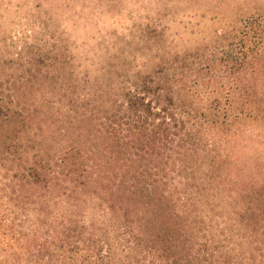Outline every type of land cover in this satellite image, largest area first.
<instances>
[{
  "label": "trees",
  "instance_id": "trees-1",
  "mask_svg": "<svg viewBox=\"0 0 264 264\" xmlns=\"http://www.w3.org/2000/svg\"><path fill=\"white\" fill-rule=\"evenodd\" d=\"M213 1L97 75L0 55V264H264V1Z\"/></svg>",
  "mask_w": 264,
  "mask_h": 264
},
{
  "label": "rangeland",
  "instance_id": "rangeland-1",
  "mask_svg": "<svg viewBox=\"0 0 264 264\" xmlns=\"http://www.w3.org/2000/svg\"><path fill=\"white\" fill-rule=\"evenodd\" d=\"M209 1L0 0V55L8 52L14 57L35 33L39 46L49 53V60L42 65L56 61L66 74L71 60L76 59L81 71L97 75L105 63L119 65L118 60L141 59L155 28L169 29L168 33L185 41L206 36L202 29L215 31L218 22L201 19L203 12L217 6ZM226 4L227 19H232L236 7L245 17V0ZM246 126L261 130L249 123Z\"/></svg>",
  "mask_w": 264,
  "mask_h": 264
}]
</instances>
